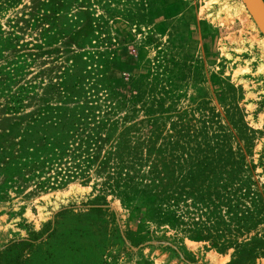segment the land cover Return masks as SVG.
<instances>
[{
	"label": "rangeland",
	"instance_id": "1",
	"mask_svg": "<svg viewBox=\"0 0 264 264\" xmlns=\"http://www.w3.org/2000/svg\"><path fill=\"white\" fill-rule=\"evenodd\" d=\"M209 150L249 168L244 231L220 179H190ZM0 264H264V37L241 0H0Z\"/></svg>",
	"mask_w": 264,
	"mask_h": 264
},
{
	"label": "trees",
	"instance_id": "2",
	"mask_svg": "<svg viewBox=\"0 0 264 264\" xmlns=\"http://www.w3.org/2000/svg\"><path fill=\"white\" fill-rule=\"evenodd\" d=\"M208 147V146H207ZM211 156L204 155L198 160L196 167L189 173L192 174L190 179L195 181L198 177H202V182L210 178V175L214 178L220 179L217 184L216 196L221 202V206L227 208L228 222H220L221 225L229 229L230 233L240 232L246 230L247 221L251 217V208L242 203L243 198L250 197L252 201V207L255 209L256 202L255 197L259 196L257 193L252 192L249 189L250 179L243 174V171H249L247 165H243L237 161L231 160L230 153L225 152L224 157L218 152H212L209 150ZM224 160L221 167H217L214 161ZM199 191L198 199L200 202H205L208 193L201 189ZM196 192V191H195ZM218 224V222H215Z\"/></svg>",
	"mask_w": 264,
	"mask_h": 264
},
{
	"label": "water",
	"instance_id": "3",
	"mask_svg": "<svg viewBox=\"0 0 264 264\" xmlns=\"http://www.w3.org/2000/svg\"><path fill=\"white\" fill-rule=\"evenodd\" d=\"M247 7L260 33L264 37V2L263 0H241Z\"/></svg>",
	"mask_w": 264,
	"mask_h": 264
},
{
	"label": "bare ground",
	"instance_id": "4",
	"mask_svg": "<svg viewBox=\"0 0 264 264\" xmlns=\"http://www.w3.org/2000/svg\"><path fill=\"white\" fill-rule=\"evenodd\" d=\"M243 2V1H242ZM264 2V1H263ZM244 4V3H243ZM246 7V6H245ZM246 9H247V7H246ZM248 11V10H247ZM249 12V11H248ZM249 15H250V17H251V14L249 13ZM251 19L253 20V18L251 17ZM254 21V20H253ZM254 23H255V21H254ZM255 25H256V23H255ZM256 27H257V25H256ZM258 28V27H257ZM258 30H259V28H258ZM260 31V30H259Z\"/></svg>",
	"mask_w": 264,
	"mask_h": 264
}]
</instances>
